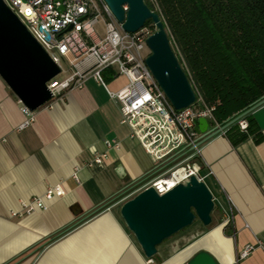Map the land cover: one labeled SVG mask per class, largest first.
<instances>
[{
	"label": "crops",
	"instance_id": "obj_1",
	"mask_svg": "<svg viewBox=\"0 0 264 264\" xmlns=\"http://www.w3.org/2000/svg\"><path fill=\"white\" fill-rule=\"evenodd\" d=\"M102 74L104 86L88 77L35 111L25 128L19 101L0 79V264H147L118 209L155 162L122 123L115 95L127 78L113 69ZM251 115L259 142L250 137L234 146L224 133L201 151L215 204L211 225L196 220L163 242L154 264H185L199 251L232 264L244 245L264 240V106ZM100 153L101 167L89 166ZM56 186L64 196L45 201V209L22 208ZM238 264H264V252Z\"/></svg>",
	"mask_w": 264,
	"mask_h": 264
},
{
	"label": "built area",
	"instance_id": "obj_2",
	"mask_svg": "<svg viewBox=\"0 0 264 264\" xmlns=\"http://www.w3.org/2000/svg\"><path fill=\"white\" fill-rule=\"evenodd\" d=\"M3 1L58 66L60 74L61 61L71 57L68 64L72 74L62 81L56 77L47 83L52 100L70 89L81 88L88 77L104 86L103 70L113 69L127 78V87L115 95L121 103L122 123L132 129L155 167L146 179L125 193L122 201L147 187L163 195L191 176L204 182L201 151L205 143L195 128L199 119H205L209 129L219 127L212 117L213 107H207L197 93L195 102L188 108L177 111L172 107L144 63L150 54L145 45L151 35L149 28L143 27L135 33L123 32L104 0ZM123 9L126 11L127 7ZM97 24H102L103 36L95 28ZM21 111L26 119L20 128H25L33 122L34 112L22 105ZM238 125L241 130L247 127L244 121ZM105 146L118 149L115 142H106ZM105 155L96 154L89 166L101 167ZM179 171L182 176L176 177ZM63 196L61 186L51 187L42 197L31 199L22 208L25 212L43 210L45 201ZM244 246L232 264H238L256 250L264 252V240ZM147 264H154L153 258L147 259Z\"/></svg>",
	"mask_w": 264,
	"mask_h": 264
},
{
	"label": "water",
	"instance_id": "obj_3",
	"mask_svg": "<svg viewBox=\"0 0 264 264\" xmlns=\"http://www.w3.org/2000/svg\"><path fill=\"white\" fill-rule=\"evenodd\" d=\"M123 32L135 33L151 21L154 32L146 39L150 52L144 63L172 107L180 111L195 102L192 89L174 51L160 16L144 0H104ZM123 7H127L125 11ZM60 74L25 26L3 0H0V79L29 112L52 100L47 83ZM264 106V98L217 129H209L199 119L195 132L206 143ZM163 195L147 187L121 203L119 215L146 259L157 254V247L190 227L196 220L209 227L214 210L213 196L202 181L191 176ZM185 264H218L208 252L195 253Z\"/></svg>",
	"mask_w": 264,
	"mask_h": 264
},
{
	"label": "trees",
	"instance_id": "obj_4",
	"mask_svg": "<svg viewBox=\"0 0 264 264\" xmlns=\"http://www.w3.org/2000/svg\"><path fill=\"white\" fill-rule=\"evenodd\" d=\"M144 4L160 16L192 89L213 107L218 126L264 98V0H144ZM144 27L154 28L150 20ZM243 121L245 130L235 124L225 132L234 146L250 137L262 139L252 115Z\"/></svg>",
	"mask_w": 264,
	"mask_h": 264
},
{
	"label": "rangeland",
	"instance_id": "obj_5",
	"mask_svg": "<svg viewBox=\"0 0 264 264\" xmlns=\"http://www.w3.org/2000/svg\"><path fill=\"white\" fill-rule=\"evenodd\" d=\"M95 28L97 29L98 33H100L103 36V33H102L103 32L102 24H97ZM154 30L155 29L153 28V30H149V32L152 34L154 32ZM61 68H62V72H61L60 75L57 76V79L59 81H62L64 79H66L67 77L70 76V74H72L71 71H70L69 64H68V59L65 58V60L61 61ZM121 81L123 82V84H125L124 79H122ZM210 123H211V121H209V124ZM210 128H212V127H210Z\"/></svg>",
	"mask_w": 264,
	"mask_h": 264
},
{
	"label": "bare ground",
	"instance_id": "obj_6",
	"mask_svg": "<svg viewBox=\"0 0 264 264\" xmlns=\"http://www.w3.org/2000/svg\"><path fill=\"white\" fill-rule=\"evenodd\" d=\"M178 175H179V176H182V171H179V172H177V173L175 174L176 177H178Z\"/></svg>",
	"mask_w": 264,
	"mask_h": 264
}]
</instances>
